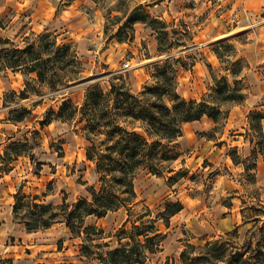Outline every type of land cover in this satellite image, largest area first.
I'll return each mask as SVG.
<instances>
[{
	"label": "rangeland",
	"instance_id": "1",
	"mask_svg": "<svg viewBox=\"0 0 264 264\" xmlns=\"http://www.w3.org/2000/svg\"><path fill=\"white\" fill-rule=\"evenodd\" d=\"M7 1L10 2L5 5ZM232 1L238 4L236 0H49L52 8L43 15L26 6L24 0L0 2L1 36L23 47L25 37L35 39L38 34L51 33L56 44L71 45L80 61V79L68 87L50 91L43 86L37 94L29 89L30 96L20 104L31 113L16 124H7L10 122L5 118L12 105H3L4 94H18L26 78L19 71H0V153L10 141L27 142L25 154L9 163L6 170H0V195L6 196V188L10 187L12 198L19 192L37 195L47 204H60L63 199L72 204L87 196V185L98 188L93 164L85 158L88 142L80 133L81 124L54 120L40 125L38 121L49 108L57 111L64 99L80 105L88 88L98 87L106 93L112 82H120L114 80L116 77L135 94L144 86L154 85V64L161 66L168 55L157 51V39L161 37L163 47L172 44L171 57L179 58L186 66L174 64L178 67L176 91L182 98L210 99L213 78L227 75L232 84L228 71L233 60L247 65L239 76L246 97L244 108L234 109L233 104L221 107L226 113L212 136L216 141L207 143V137L198 135L211 132V119L182 125L181 138L176 142L179 157L171 167L187 173L172 186L164 175L140 171L135 176L137 207L132 220L143 207L154 218L167 202L182 203V209L169 218L168 226L162 220L156 222L165 236L159 250L147 254L143 264H165L167 259L169 264H183L179 254L187 244L191 245L187 252L192 259L206 250V242L215 241L230 257L250 240L244 257L264 264V259L253 253L259 237L257 229L264 222V160L259 153L256 160L251 159L257 146L249 130L250 112L264 113V6L256 12L237 6L239 9L229 16L223 7L230 8ZM137 7L164 23V27L156 33L146 23L136 22L131 29L124 25L128 14ZM216 49L228 58L221 62ZM126 62L128 68H124ZM28 77L35 78V74ZM188 125L191 129L186 131ZM261 126L264 138V119ZM243 162L254 167L244 172ZM2 206L6 210L5 204ZM7 217L14 225L20 224L13 218L12 205ZM126 218V209L120 208L99 219L86 218L85 225L101 230L103 238L97 242L114 248L119 246L115 235ZM48 229L23 238L18 237L16 229L12 236L5 234L2 244H15L18 249L0 254V260L5 264H100L93 257L82 256V239L73 237L63 223Z\"/></svg>",
	"mask_w": 264,
	"mask_h": 264
},
{
	"label": "trees",
	"instance_id": "2",
	"mask_svg": "<svg viewBox=\"0 0 264 264\" xmlns=\"http://www.w3.org/2000/svg\"><path fill=\"white\" fill-rule=\"evenodd\" d=\"M136 22L148 24L156 33L160 27H164V23L151 18L140 7L128 14L124 25H129L131 29ZM31 37H25L24 46L19 47L0 35V71H19L26 78L25 86L18 94L14 91L4 94L3 105H12L5 119L14 124L25 121L31 113L20 104L21 100L30 96V90L37 94L45 86L54 91L80 79V61L71 45L56 44V37L51 33L38 34L35 39ZM157 40V51L168 55L161 66L154 64V85L144 86L135 94L120 77H116L114 80L120 82H112L106 93L98 87L88 88L80 105L64 99L57 111L49 108L43 119L38 121L40 125L54 120L81 124L80 133L88 142L85 158L93 164L98 188L87 185L86 197H80L72 204L65 203L63 199L56 205L40 201L37 195L14 193L12 215L24 225L26 232L46 230L55 223H63L73 237L82 239V256L93 257L100 264H143L147 254L159 250L165 235L159 232L156 222L162 220L168 226L169 218L182 209V203L167 202L154 218H151L150 210L143 207L135 211L136 218L132 220L137 207L133 180L140 171H145L151 175H164L166 183L172 186L186 175V170L171 167L179 157L176 142L182 135V125L205 116L212 120L214 127L210 133L198 132V135L212 138L214 132L219 130V120L225 117L226 112H222L221 107L240 105L245 99L239 76L247 65L233 60L230 64L232 68L229 71L226 69L232 77V84L227 75L213 78L210 99L186 100L176 91L175 75L178 67L174 64L183 68L186 66L179 58L171 57L172 44L163 47L161 44L164 39L158 37ZM215 54L221 62L223 58H228L219 54L217 49ZM30 73H34L35 78H29ZM7 97L9 100H6ZM262 119L264 113L255 111L249 114L251 141L255 139L257 146L252 151V160H256L257 153L264 160ZM26 147V141L14 140L6 144L0 153V170H6L9 163L25 154ZM243 164L244 172L254 167L245 162ZM120 208L126 209L127 218L115 235L119 246L107 248L108 243L97 242L103 238V232L94 225H85V219H99ZM256 233L259 237L253 253L264 259V222ZM250 245L251 240L241 246L239 251L226 257L225 251L220 250L224 246H220L219 242H206V250L197 258L190 259L187 249L191 245L187 244L179 258L183 264H256L251 257H244ZM0 264H5V261L0 260ZM165 264H169L168 259Z\"/></svg>",
	"mask_w": 264,
	"mask_h": 264
},
{
	"label": "crops",
	"instance_id": "3",
	"mask_svg": "<svg viewBox=\"0 0 264 264\" xmlns=\"http://www.w3.org/2000/svg\"><path fill=\"white\" fill-rule=\"evenodd\" d=\"M0 2L4 3L5 0H0ZM8 2H10V1H7L4 4L7 5ZM236 2H238V4H235L232 1L230 3V8H228L227 6L223 7V11H226V13L229 16H231L234 11H237L239 9L238 7H241L244 11L245 10H252V11L256 12V11H259L260 9H262V7L264 6V0H236ZM24 4L26 6L33 7V9L34 8L38 9V11H40L42 13L41 15L47 13L49 8H52L50 3H49V0H24ZM70 7H72V5H70ZM197 65L198 64H196V66ZM196 66H194V67H196ZM245 97H246V95H245ZM231 107L234 109L235 108H244V105L243 104L232 105ZM202 118H205L206 121L209 120V118H207V117H202ZM194 122H197V121H194ZM194 122H191V123H194ZM191 123H185L184 126L187 124H191ZM7 124H11V123H7ZM212 124L214 125L213 122H212ZM185 128H186L185 129L186 131L191 129V127L189 125L186 126ZM188 134H191V132ZM201 137H203V136H199V138H201ZM212 141H216V139L215 138H209L206 140L207 143H211ZM207 147H209V146H207ZM6 193H7L6 196L0 195V254H3V253H9L10 254L12 252H16V250L18 249L17 248L18 246L15 244L14 245H6L5 241L2 244V240H3L5 234L12 236V233H13L12 231H14L15 229L18 231V233H19L18 237H20V238H23V236H32V235L38 233V231L28 233V232H26L24 225L22 223L14 225V223H12V220H9V218L7 217V213L9 212V209H10L11 205L13 204V198L11 196V194L13 192L11 191L10 187L6 188ZM6 198H7V200H6ZM2 204H5V207H7L6 210H3L4 208H3ZM3 212L6 213L5 217L2 216ZM88 218H90V217H88ZM60 224H62V223H60ZM44 231H47V230H44ZM37 244L38 243H36L35 246H37ZM41 246H44V245H41Z\"/></svg>",
	"mask_w": 264,
	"mask_h": 264
},
{
	"label": "built area",
	"instance_id": "4",
	"mask_svg": "<svg viewBox=\"0 0 264 264\" xmlns=\"http://www.w3.org/2000/svg\"><path fill=\"white\" fill-rule=\"evenodd\" d=\"M128 67H129V63L128 62L124 63V68H128Z\"/></svg>",
	"mask_w": 264,
	"mask_h": 264
}]
</instances>
